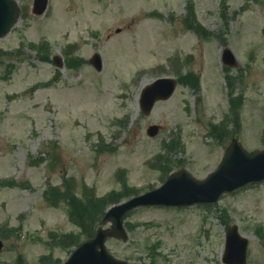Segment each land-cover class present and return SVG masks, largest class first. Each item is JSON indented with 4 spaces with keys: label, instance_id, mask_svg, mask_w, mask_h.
<instances>
[{
    "label": "rangeland",
    "instance_id": "374dc122",
    "mask_svg": "<svg viewBox=\"0 0 264 264\" xmlns=\"http://www.w3.org/2000/svg\"><path fill=\"white\" fill-rule=\"evenodd\" d=\"M17 1L21 16L0 37V264L64 261L72 246L58 238L80 228L68 218L72 198L83 206L91 193L97 203L123 183L127 194L111 197L120 201L180 167L203 178L232 137L264 148V0H48L40 15L32 0ZM225 46L237 66L222 64ZM94 52L101 70L88 63ZM160 75L177 79L175 91L143 115L139 93ZM150 124L160 126L152 137ZM158 152L161 163L148 164ZM48 184L60 197L43 198ZM98 217L86 219L93 232ZM124 222L127 240L106 245L130 262L223 264L225 231L236 223L248 239L247 264H264V183L208 206L136 208Z\"/></svg>",
    "mask_w": 264,
    "mask_h": 264
},
{
    "label": "water",
    "instance_id": "95a60500",
    "mask_svg": "<svg viewBox=\"0 0 264 264\" xmlns=\"http://www.w3.org/2000/svg\"><path fill=\"white\" fill-rule=\"evenodd\" d=\"M47 0H34L33 13L40 14L45 9ZM19 8L15 0H0V36H3L15 23ZM225 65H236L235 58L228 47L222 50ZM90 62L101 68V59L95 53ZM58 65L61 62L57 61ZM176 81L173 78H158L145 86L140 95L141 110L149 113L153 103L171 95ZM157 125L147 129L154 135ZM264 179V149L248 152L235 138L231 139L217 169L199 180L185 169L173 172L158 188L134 196L125 202L108 208L101 223L110 222V227H99L95 234L81 242L63 264H137L128 263L113 257L105 248L109 236L125 240L127 234L123 227V217L136 206L146 205H189L193 203L214 202L226 191H231L249 182ZM223 262L228 264H246L247 239L240 235L236 225H231L225 236Z\"/></svg>",
    "mask_w": 264,
    "mask_h": 264
},
{
    "label": "trees",
    "instance_id": "16d2710c",
    "mask_svg": "<svg viewBox=\"0 0 264 264\" xmlns=\"http://www.w3.org/2000/svg\"><path fill=\"white\" fill-rule=\"evenodd\" d=\"M67 181V180H66ZM65 183V181H64ZM69 187V185H68ZM58 187L56 186H49V188L45 191V198L48 199L49 197H55L58 198L60 197V193L59 192ZM89 192L92 191L91 189H87ZM87 190H84L82 192L83 195H86ZM121 193V192H120ZM67 194V193H66ZM116 195V192H111L109 193L107 196L105 197H100V201L97 203H93L90 200L91 197V193L87 194L84 199L86 200L85 205H81L83 204L81 200H76L74 198H72L69 201V205H71L70 210H69V217L71 219V221L73 223H75L76 225H78L80 227V231L79 234H70V233H66L63 235H60L58 238V244H62V245H66V246H72L77 244L80 241V236H90L93 233V229L90 230L88 229L89 223L88 222H92L93 219L96 220V218H99L98 216H101V214L103 213V206L111 201H115L117 199L111 198L113 197V195ZM118 195V193H117ZM101 209L102 213H98L99 210ZM90 220L88 222H86L87 220ZM92 219V220H91Z\"/></svg>",
    "mask_w": 264,
    "mask_h": 264
}]
</instances>
